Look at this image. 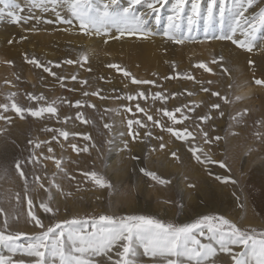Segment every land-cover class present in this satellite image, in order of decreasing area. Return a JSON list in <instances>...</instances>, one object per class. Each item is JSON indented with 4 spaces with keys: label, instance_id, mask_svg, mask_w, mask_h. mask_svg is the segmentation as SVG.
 <instances>
[{
    "label": "rangeland",
    "instance_id": "1",
    "mask_svg": "<svg viewBox=\"0 0 264 264\" xmlns=\"http://www.w3.org/2000/svg\"><path fill=\"white\" fill-rule=\"evenodd\" d=\"M18 2L24 9L21 14L25 19L18 24L8 18L0 20V104H9L7 111L0 109V115L9 118L0 119V207L8 214V230L25 233L19 244L29 243L43 231L28 216L29 198L33 201L31 211L43 221L45 228L75 219L87 222L85 227L90 231L92 219H98L100 215L150 216L173 225L192 223L202 216H224L241 228L264 231V190H261L264 189V86L255 84L257 79L264 80V29L252 38L253 50L248 52L231 40L205 39L202 27L195 34V40L177 44L163 35L165 27L161 23L156 30H152L155 34L150 36L168 44L165 47L159 45L152 52V57L143 58L133 45L122 48L105 46L107 40L129 37L127 34L119 36L115 29L108 35L83 34L67 7L53 10L49 6L44 11L31 8L29 1L27 5L24 0ZM235 2L227 0L228 6ZM119 3L127 5L128 0H119ZM168 7L170 5L161 9V16L168 11ZM260 7H264V0H260L258 6L249 9L245 15L258 12ZM139 10L145 9L141 7ZM57 12L64 20L71 19L72 24L60 20ZM233 39L247 41L249 37L236 31ZM81 53L87 54V62L65 63L67 60L80 61ZM26 56L28 59L35 57L42 64L52 67L57 76L66 77L63 86L42 68L28 63ZM220 56H223V60L218 59ZM249 61L254 63L249 64ZM200 62H204L207 68L198 67ZM56 64L60 66L56 67ZM110 64L119 65L138 80H155L156 84L138 89L122 71L108 67ZM176 73H186L195 80H189L184 75L177 76ZM73 74L77 75L76 80L70 78ZM84 80L88 83L82 84ZM207 81L213 82V91H219L231 101L221 104L225 113L223 117L209 107L211 103L219 102L218 99L200 90L201 84ZM97 90L99 96L83 95L84 92ZM138 90L145 91L147 99L140 101L141 107L154 119L158 115L156 110L164 105L171 110L182 104L191 106L189 102L192 100L204 101L194 114L185 113L190 119L185 120L184 125L196 137L193 144L176 139L159 126L152 127L150 121L147 123L152 136L144 139V130L141 129L139 138L133 140L130 131L135 132L137 126L133 124L130 130L128 120L144 121L146 118L136 111V101H128L124 97ZM162 90L165 95L184 94L170 97L167 101L157 100L153 104L151 93ZM185 90L196 94L188 96ZM10 93L16 95L9 99ZM28 93L42 95L43 99L32 100ZM236 97L242 99L237 100ZM13 100L20 107L32 108L51 103L58 111L55 116L45 113L42 117L27 113L21 119L20 114L11 108ZM76 100L88 101L95 108L85 105L77 109L74 105ZM67 101L73 104L69 105ZM128 107H132L133 111L128 112ZM244 109L249 110L246 115L236 120L230 119ZM77 111L89 123L78 119ZM209 111L213 119L200 126L209 132V136L222 137L211 145L204 144L196 128L199 122L195 120V117ZM176 115L180 117V113ZM64 117L70 119L65 122ZM166 120V117L162 119L161 125ZM167 122L171 126V121ZM46 129L88 134L90 139L84 135H70L67 140L57 136L58 142L51 141L53 133ZM161 136L163 141L157 139ZM30 140L33 143H29ZM40 141L51 143L40 144L36 148L35 144ZM161 142L166 145L164 149L159 148ZM72 144L80 151L72 149ZM197 145L202 147L211 161H223L227 167H221L219 163L197 162L190 151L191 147ZM49 146L53 148V153L47 151ZM85 147L88 148L87 152L82 151ZM173 151L179 159L171 155ZM53 154L58 159L62 158L65 171L58 170L54 161L44 158ZM16 161L20 162L28 178L27 191L24 179L15 168ZM142 168L155 172L169 183L161 184L153 180L141 171ZM92 171L97 173L98 178L110 182L111 187H101L91 177L83 175ZM45 172L48 174L44 179L46 186L54 179L60 185L59 189L51 186L45 191L32 182L34 175L44 178ZM225 176L231 177L235 183L231 180L224 183L217 179ZM41 202H48L59 211L55 215L45 213L39 207ZM17 216L19 218L15 219ZM2 228L3 219L0 218ZM200 239L209 242L207 234ZM137 251V264H160L159 258L144 255L142 248L138 247ZM236 251H240V248L237 247ZM0 256L11 258L14 264H34L36 259L20 251L10 252L4 247H0ZM92 259L98 264H110L102 256ZM213 264L232 262L227 254L218 253Z\"/></svg>",
    "mask_w": 264,
    "mask_h": 264
},
{
    "label": "snow or ice",
    "instance_id": "2",
    "mask_svg": "<svg viewBox=\"0 0 264 264\" xmlns=\"http://www.w3.org/2000/svg\"><path fill=\"white\" fill-rule=\"evenodd\" d=\"M259 3L260 0H236L235 3L228 6L227 0H128L127 6L124 7L121 6L119 0H29L31 8L43 9L44 11H47L49 6L53 10L57 7H67L72 17L78 21L80 31L89 36L108 35L112 29H115L119 33V36H124L125 34L139 35L141 38L147 39L149 35L155 34L149 27V22L154 20L157 25L161 23L165 24L163 35L177 44H183L186 40H195V34L200 32L202 27L205 39L231 40L234 44L246 49L248 52H252L253 50L252 38L255 37L258 31L264 29V7H260L258 12H253L250 16H245V13L249 9L258 6ZM166 5H170V7L168 9L169 15L165 19L161 16V9ZM141 7L145 11H140ZM23 10L18 0H0V20L8 18L18 24L25 19L21 14ZM56 15L64 23L72 24L71 19L64 20L59 12ZM228 20L231 21V24L225 29V21ZM217 25H219V28H217ZM237 29L243 31L249 39L247 41L233 39ZM9 43H12V40H9ZM218 59L223 60V56H220ZM26 60L28 63L35 65L37 68H42L44 72L55 77L61 82V86H63V81L66 77L57 76L52 67L42 64L35 57L28 59L26 56ZM87 60V54L81 53L80 61L67 60L65 63H82L87 62ZM213 62L215 63L216 61L214 60ZM7 63L12 62L8 61ZM51 63L48 62V64ZM252 63L254 62L249 61V64ZM55 66L59 67L60 65L56 64ZM197 66L207 68L204 62H200ZM108 67L122 71L123 75L130 78L131 82L138 89H142L144 85L156 84L155 80H138L132 73L122 69L119 65L110 64ZM208 71H211V69H208ZM176 75H184L189 80H195V77L186 73H176ZM70 78L76 80L77 75L73 74ZM165 79H168V77H165ZM81 83L87 84L88 81L84 80ZM212 83V81L202 83L200 90L218 99L219 102L211 103L209 107L210 110H217L218 115L223 117L225 113L221 109V104H228L231 101H229L226 95L222 96L219 91H213L211 88ZM204 84L208 86H204ZM255 84L264 86V80L257 79L255 80ZM185 92L188 96L196 94L187 90ZM183 94L170 93L169 95H165L162 90L151 93V100L155 104L157 100L167 101L170 97ZM15 95L16 93H10L9 99ZM27 95L32 100L39 101L43 99L42 95L36 96L31 93ZM83 95L85 97L89 95L99 96V90L92 93L84 92ZM100 98L104 99V97ZM119 98L116 97V99ZM124 98L128 101H136L134 105L136 111L142 113L146 118L144 121L140 119L128 120L127 123L130 130L133 124L137 126L135 132L130 131L133 140L139 138L141 129L144 130V139L152 136L147 123L150 121L152 127L159 126L163 131L171 134L176 139L185 141L189 145L195 141L196 137L193 132L189 131L188 127L184 125V121L190 119L189 115L185 113L194 114L196 109L205 103L204 101L192 100L189 102L191 106L189 104H182L180 107L171 110L164 105L156 110L158 115L154 119L153 115H150L145 108L141 107L140 101L147 99L144 90H138L134 94L127 93ZM236 99L239 100L242 97H236ZM67 103L69 105L73 104L72 101H67ZM74 105L77 109L85 105L95 108V105L88 101L82 102L81 100H76ZM11 108L20 114L21 119L27 113H30L33 117H42L45 113L55 116L58 111L57 107H54L51 103L44 107L32 108L20 107L14 100L11 103ZM0 109L7 111L9 104H0ZM127 111L132 112V107H128ZM248 111V109H244L242 112L236 113V116L230 117V119L236 120L237 117L246 115ZM177 113H180L179 118L176 115ZM76 116L85 124L89 123L80 111H77ZM165 117L167 120L161 125V120ZM0 119L9 118L0 115ZM69 119L70 117H64L65 122ZM212 119L211 111L195 117V120L199 122L196 124V128L204 144L208 145L222 139L220 136H209V132L200 126L201 123H207ZM167 121H171V126L168 125ZM105 127L107 128L108 125L105 124ZM46 130L53 133L51 141H57V136L67 140L70 135L73 137L84 135L85 138L90 139L88 134L69 133L64 129ZM157 139L163 141L162 136L157 137ZM51 141H40L35 144V147L39 148L40 144L49 145ZM29 143H33V141L30 140ZM71 147L74 150L80 151L75 144H72ZM165 147L166 145L163 142L159 144L160 149H164ZM47 151L49 153L54 152L50 146ZM82 151L87 152L88 148L85 147ZM190 151L197 162L219 163L221 167H227L223 161H211V158L204 153L202 147L199 145L191 147ZM171 155L179 159L175 151ZM202 157L204 158L202 159ZM44 158L54 161L58 170L65 171L62 167V158L58 159L54 154ZM32 159L38 160L37 157H32ZM15 168L24 179L25 191H27L29 181L21 169L19 161H16ZM141 171L153 180H158L161 184L169 183V181L158 177L155 172L143 168ZM83 175L91 177L101 187H111L110 182L105 181L102 177L98 178L95 171L83 173ZM47 176V172L44 173V178L40 175H34L32 182L45 191H48L51 186L59 189L60 185L54 179H51L49 185L46 186L44 179ZM69 179H74V177H69ZM217 179L228 183L231 177H217ZM231 182L235 183L234 180H231ZM189 187H195V185H189ZM16 198L17 200L20 198L18 193L16 194ZM50 199L51 196H49ZM27 202L30 206L28 216L31 222L43 231L33 237L29 243L19 244L18 241L25 233L8 230V214L5 213L3 207H0V218L3 219V228L0 229V247L7 248L13 253L20 251L26 253L28 256L35 257L34 264H49V258L51 264H98L92 257L101 256L105 257L110 264H137L135 257L138 254V247L143 249L144 255L154 259L159 258L160 264H213L218 253L227 254L232 264H264V231L258 232L256 229L241 228L224 216H202L192 223L173 225L150 216L116 217L100 215L98 219H92L90 231L85 227L87 222L75 219L71 222H57L45 228L43 221L31 211L32 199L29 198ZM39 207L45 213L52 215H55L59 211L58 208L54 209L50 206L48 202H41ZM14 218L18 219L19 217ZM63 225H67V227L65 228ZM206 234L209 240L208 243L200 239V237H204ZM237 247L240 248V251H236ZM0 264H14V262L11 258L5 259L3 256H0Z\"/></svg>",
    "mask_w": 264,
    "mask_h": 264
},
{
    "label": "bare ground",
    "instance_id": "3",
    "mask_svg": "<svg viewBox=\"0 0 264 264\" xmlns=\"http://www.w3.org/2000/svg\"><path fill=\"white\" fill-rule=\"evenodd\" d=\"M19 1V0H18ZM26 1V2H25ZM29 0H24L25 5H27ZM121 6L126 7L127 5L125 4H121ZM30 8V7H29ZM169 8V7H168ZM28 10V9H27ZM140 11H145V10H140ZM167 15H169V11H165L164 14L162 15V17H164L166 19ZM246 16V15H245ZM243 19V18H241ZM231 24V21H225V27H228V25ZM219 26V25H218ZM149 27L153 30H156L157 24L154 20L149 22ZM165 27V24H164ZM163 27V28H164ZM238 33H244L243 31H241L240 29H237ZM41 34H39L40 36ZM44 36V35H43ZM116 37V36H115ZM205 42V41H204ZM217 42V41H216ZM128 43V44H127ZM168 43L164 40H160L158 38L152 37L149 35V37L147 39L141 38L138 35H129V37L127 36L126 39L124 37V39H116V40H107V43H105V46H107L108 48H122V47H130L131 45L135 46L134 49L137 50V52L141 53V55H143L142 57H149L153 55V51L157 49V47L160 46H164L167 45ZM186 44V43H185ZM189 45V44H188ZM165 47V46H164ZM163 47V48H164ZM182 47V46H181ZM184 47V46H183ZM186 47V46H185ZM132 49V48H131ZM140 49V50H139ZM181 49V48H180ZM162 50V49H161ZM8 51V50H7ZM141 51V52H140ZM159 51V49H158ZM157 51V52H158ZM6 52V51H5ZM153 52V53H152ZM156 54V51H155ZM165 54V53H164ZM141 57V56H140ZM153 61V60H151ZM254 174V173H253ZM263 188V187H262ZM264 190V189H261ZM261 193V192H260ZM262 196V194H261ZM264 196V195H263Z\"/></svg>",
    "mask_w": 264,
    "mask_h": 264
}]
</instances>
